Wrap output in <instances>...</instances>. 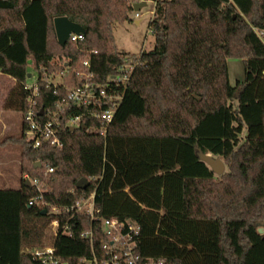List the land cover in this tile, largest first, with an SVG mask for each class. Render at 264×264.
Wrapping results in <instances>:
<instances>
[{
  "label": "trees",
  "instance_id": "1",
  "mask_svg": "<svg viewBox=\"0 0 264 264\" xmlns=\"http://www.w3.org/2000/svg\"><path fill=\"white\" fill-rule=\"evenodd\" d=\"M132 0H0V76L13 81L6 109L26 111L28 74L38 82V110L67 96L49 84L66 69L64 83L79 85L75 71L89 59L96 84L111 82L131 54L120 51L115 27L131 21ZM68 17L86 30L62 46L54 19ZM149 30L151 50L127 86L106 135L65 124L84 108L60 113L63 147L33 148L26 124L4 139L21 149L20 188L0 189V264H41L26 252L40 246L53 215L29 206L36 194L25 175L43 177L48 201L72 205L96 190L100 218L133 219L141 227L143 259L168 264H264V0H156ZM66 66H55V59ZM243 61L245 79L231 85L228 59ZM112 90V92H113ZM86 127L101 126L85 117ZM219 156L217 175L198 149ZM90 185L79 189L77 182ZM93 179H96L93 181ZM65 218H63V222ZM106 240L100 221L78 215L70 234L57 238L59 264H88Z\"/></svg>",
  "mask_w": 264,
  "mask_h": 264
},
{
  "label": "built area",
  "instance_id": "2",
  "mask_svg": "<svg viewBox=\"0 0 264 264\" xmlns=\"http://www.w3.org/2000/svg\"><path fill=\"white\" fill-rule=\"evenodd\" d=\"M144 0H132L133 6ZM149 0H146L148 3ZM154 4L156 0H153ZM147 5V4H146ZM139 17V12H136ZM258 36L264 42V30L256 31ZM83 39V33H72L68 40L78 41ZM140 64V55H130L118 67V73L111 76V82L106 84H96L93 79L95 73L92 69L89 59L83 62V67L75 71L76 76L80 79L79 85L68 87L64 83V76L67 70L54 71L49 84H53L56 89L62 86L67 89V96L59 100L54 107L49 109L38 110L37 96L38 82L36 77L32 84L25 85V89L29 90L27 97V108L23 115L26 124V135L32 143L33 148H38L42 144H50L54 147H63L60 136V113L63 108L69 105L81 106L84 112L80 115L71 116L67 120L66 127L80 128L83 125L85 117L97 118L101 126L86 127L89 132L100 133L106 135L110 123L113 121L115 114L121 104L123 95L112 92L109 88L112 86H127L130 78ZM55 66H66L68 62L65 60L55 59ZM57 76L61 77V82L56 83L53 79ZM32 77V76H31ZM30 77V78H31ZM41 112V113H40ZM54 172L52 167L47 166L43 177L31 178L27 174L26 180H29L31 186L34 187L36 194L32 196L28 204L29 206H37L44 208L51 215L52 221L45 229V235L40 246L35 248H27L26 252L41 264H59L56 256L57 238L61 233L69 232V223L78 215H86L91 222L100 221L102 224L103 234L106 237L96 252L93 247V229L86 230L81 233V237L91 242L92 257L86 258L84 261L88 264H168L165 259H143L137 250V237L141 231L139 223L133 219L119 220L118 218H100L98 216L99 209L96 205V190H93L88 196L82 198L72 205H57L48 201L46 193L49 191L48 178ZM96 179H93L95 181ZM63 218L65 221L63 222Z\"/></svg>",
  "mask_w": 264,
  "mask_h": 264
},
{
  "label": "rangeland",
  "instance_id": "3",
  "mask_svg": "<svg viewBox=\"0 0 264 264\" xmlns=\"http://www.w3.org/2000/svg\"><path fill=\"white\" fill-rule=\"evenodd\" d=\"M154 8V1L149 0L147 5L138 11L139 17L136 16V10L133 9L131 21L116 25L115 39L120 51L137 55L142 49H152L154 36L149 30V22L153 16ZM136 20H140V22L137 23ZM228 66L231 85L245 79V70L241 59H228ZM34 78L35 76L28 78V83L32 84ZM53 80L56 83L61 82V77L57 76ZM12 83L11 79L0 76V118L9 125V128L4 130L0 123V189H16L22 185L20 146L13 143L1 144L4 139L20 134L22 130L20 112L6 109L4 106ZM260 228L264 229V222L260 223Z\"/></svg>",
  "mask_w": 264,
  "mask_h": 264
},
{
  "label": "water",
  "instance_id": "4",
  "mask_svg": "<svg viewBox=\"0 0 264 264\" xmlns=\"http://www.w3.org/2000/svg\"><path fill=\"white\" fill-rule=\"evenodd\" d=\"M146 0H144L141 3H137L133 6L134 10L139 11L141 10L144 6H146ZM54 25H55V30L57 34V38L59 43L64 46L70 35L72 33L79 34V33H85L86 30L83 26H81L78 23L72 22L68 17L62 16V17H56L54 19ZM28 77H31V73L28 74ZM41 113V112H40ZM82 129H86L85 125H82ZM72 130H76L77 127H72ZM198 156L199 158L207 163L211 169L217 174V175H222L226 171V164L222 160L221 157L219 156H214L213 154L206 153L204 152L201 148L198 149ZM26 185L31 187V183L29 180L26 181ZM90 185L89 181L86 179H80L77 182V187L79 189H86ZM46 213V210H43V214ZM259 233L263 234L264 229L259 228Z\"/></svg>",
  "mask_w": 264,
  "mask_h": 264
},
{
  "label": "crops",
  "instance_id": "5",
  "mask_svg": "<svg viewBox=\"0 0 264 264\" xmlns=\"http://www.w3.org/2000/svg\"><path fill=\"white\" fill-rule=\"evenodd\" d=\"M137 12V11H136ZM136 22L137 23H139L140 22V20H136ZM19 112V111H18ZM20 114H21V112H20ZM1 115V114H0ZM4 117H5V115H4ZM22 120H23V116H22V114H21V126H22ZM0 123H1V125H2V129H7V128H9V125H7L8 123L6 122V121H4V120H2V118H0ZM3 125H5L4 126V128H3Z\"/></svg>",
  "mask_w": 264,
  "mask_h": 264
}]
</instances>
